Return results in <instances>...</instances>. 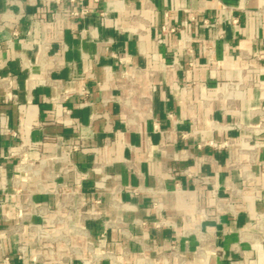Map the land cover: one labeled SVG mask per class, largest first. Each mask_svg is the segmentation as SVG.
I'll return each instance as SVG.
<instances>
[{
	"label": "crops",
	"instance_id": "0c3cea01",
	"mask_svg": "<svg viewBox=\"0 0 264 264\" xmlns=\"http://www.w3.org/2000/svg\"><path fill=\"white\" fill-rule=\"evenodd\" d=\"M34 262L264 264V0H0V264Z\"/></svg>",
	"mask_w": 264,
	"mask_h": 264
},
{
	"label": "built area",
	"instance_id": "2783aa9c",
	"mask_svg": "<svg viewBox=\"0 0 264 264\" xmlns=\"http://www.w3.org/2000/svg\"><path fill=\"white\" fill-rule=\"evenodd\" d=\"M72 13L73 14H77V12H72ZM81 13H86V10H82ZM204 23L207 24V25H213L214 24V22L208 21V20H204ZM81 93L82 94H85V91L82 90ZM210 144L212 146H215V147H223V146L226 145V142H222V143H213V142H210ZM13 155H14V152L9 151L7 153V156L6 157H7V159H10ZM76 187H78V185ZM37 237L38 238L45 239L47 236H46V233L43 230H37ZM25 251H26L25 246H18V248H17V254H16L17 258L20 259V260L24 259V257H25ZM4 261H6V258H5ZM33 264H36V262H34Z\"/></svg>",
	"mask_w": 264,
	"mask_h": 264
}]
</instances>
